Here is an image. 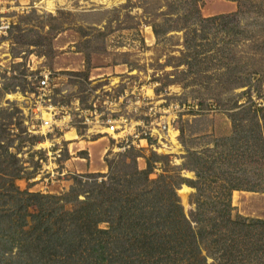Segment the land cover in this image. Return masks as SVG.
Masks as SVG:
<instances>
[{"label":"rangeland","instance_id":"obj_1","mask_svg":"<svg viewBox=\"0 0 264 264\" xmlns=\"http://www.w3.org/2000/svg\"><path fill=\"white\" fill-rule=\"evenodd\" d=\"M221 15L229 18L202 19ZM2 24L0 264H37L12 240L28 229L6 215L14 203L2 195L13 192L12 181L21 191L60 196L82 179L84 199L94 181L110 182V169L149 170L150 179L175 186L196 228L217 229L229 212L224 187L233 184L243 187L232 191V217L264 220V159L255 140L264 133V0H0ZM47 70L56 85L48 96L54 120L73 123L43 134L37 87ZM77 107L100 120L123 117L133 135L145 130L140 121L157 127L149 125L153 108L178 144L167 129L139 139L122 137V124L110 135L106 125L83 126ZM214 237L205 238V254Z\"/></svg>","mask_w":264,"mask_h":264},{"label":"trees","instance_id":"obj_2","mask_svg":"<svg viewBox=\"0 0 264 264\" xmlns=\"http://www.w3.org/2000/svg\"><path fill=\"white\" fill-rule=\"evenodd\" d=\"M226 18L229 16L202 19ZM261 134L255 140L260 142L264 159ZM92 184L93 189L80 199L77 186L84 185L82 179L70 188L72 198L21 191L14 181L9 182L7 187L13 192L2 196L12 199L15 207L6 215L16 214L21 220L19 227H28L22 233L14 231L12 240L17 247L37 264H264V220L234 219L231 215L232 191L242 185L224 187L229 212L220 223L214 222L217 229L210 232L200 218L197 221L202 227H194L179 203L175 186L150 179L149 170L117 175L110 169V182ZM66 204L72 208L67 209ZM31 206L37 209L35 213L28 212ZM104 222L108 229L99 227ZM208 235L215 237L205 247V254L203 244ZM208 255L213 256L212 262Z\"/></svg>","mask_w":264,"mask_h":264},{"label":"built area","instance_id":"obj_3","mask_svg":"<svg viewBox=\"0 0 264 264\" xmlns=\"http://www.w3.org/2000/svg\"><path fill=\"white\" fill-rule=\"evenodd\" d=\"M0 26L3 27V28L5 27V26H3V24L0 25ZM51 76H52V73L50 71H48V70L43 72V73H41V78L38 81V87H37L38 99L40 101L37 102L36 110L41 112L42 115H43V117H41V119H40L41 120V124L39 126H37V128H39V129H37V131L42 132L43 134H45V132L47 134V132L49 133V132L53 131V128L55 126L57 128H67L73 123L71 118H70V116H67V117L64 116L62 119H59L57 121L54 120L55 116L57 115L56 108L53 107V105L51 104V99L48 97L50 94L53 93L54 88L56 86V85H51L50 84ZM90 80H91V78H90ZM108 91L110 92V88L108 89ZM33 95L35 96L36 94L34 93ZM44 98H48V99L46 100ZM105 103L113 105L112 104L113 101L110 102V98L109 97L105 101ZM76 110L79 111L81 109H80V107H77ZM81 111H82L81 112L82 114L84 113V116L83 115H79V118H80L79 124H81L83 126H89V127H91L92 125H98V124L106 125L105 129L107 130V133L109 135L113 134L115 132H118V130H119L118 124H122V126H121L122 127L121 128V133L123 134L122 137H127L128 134H132V136H134L135 138H139L142 134L144 136H146L148 134L149 135H152V134L159 135L158 130L162 131L163 129H167L166 124L165 123L163 124L162 121L160 122V120H158L159 118H157V116H154L155 113H153L154 112L153 108H150V110H149V116L153 117V120L150 122L149 125L153 126L156 123L157 127H159V129L157 127L151 128L150 126H145V124L140 121V123H138V124H141L145 130L143 131V133H139V135L138 134L133 135V133H127L128 129H127V126L125 125L127 120L125 118H123V117H120V118H117V119L109 117L106 120H103V119L100 120L98 118V115H97L96 112H95L96 115L94 117L93 115H91V116L86 115V111H84V110H81ZM44 113L48 114L49 118L48 117L46 118L44 116ZM44 129H45V131H44Z\"/></svg>","mask_w":264,"mask_h":264},{"label":"bare ground","instance_id":"obj_4","mask_svg":"<svg viewBox=\"0 0 264 264\" xmlns=\"http://www.w3.org/2000/svg\"><path fill=\"white\" fill-rule=\"evenodd\" d=\"M44 116H45V117H46V116L48 117V114L44 113ZM48 118H49V117H48ZM44 131H45V129H44ZM167 132H168V136H170V133H171V132H174V134H172V138H173V140H171V141H173V143H174L175 145H177L178 142H177V140L175 139L176 136H177L176 131H174V129H172L171 126H169ZM159 136H162V135L159 134ZM66 137L71 139V137H69V136H66ZM48 144H49V143L46 142V143L43 144V145H48ZM163 147H166L165 144H163ZM188 190H190V188H189V187H186V186H184L183 189H181V191H183V192L188 191Z\"/></svg>","mask_w":264,"mask_h":264},{"label":"crops","instance_id":"obj_5","mask_svg":"<svg viewBox=\"0 0 264 264\" xmlns=\"http://www.w3.org/2000/svg\"><path fill=\"white\" fill-rule=\"evenodd\" d=\"M84 66H82V67H79L77 70H80V72H83V70H84ZM103 69V68H102ZM101 69V70H102ZM82 70V71H81ZM99 69H93L92 70V73H96V74H98L99 76H102V77H104V76H107V77H110L109 76V73H107V71H104L103 70V72L102 73H98L97 71H98ZM109 79V78H108ZM96 82H100V81H96Z\"/></svg>","mask_w":264,"mask_h":264}]
</instances>
